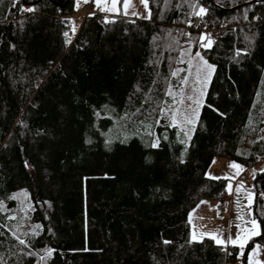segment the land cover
<instances>
[{"label": "trees", "instance_id": "obj_1", "mask_svg": "<svg viewBox=\"0 0 264 264\" xmlns=\"http://www.w3.org/2000/svg\"><path fill=\"white\" fill-rule=\"evenodd\" d=\"M75 3L0 0V264H83L84 224L103 264L234 259L235 247L192 240L189 214L225 196L227 180L207 175L215 157L264 159V0H198L202 17L197 0H148V19L79 5L70 37ZM198 50L215 71L188 139L162 110L180 87L172 72ZM254 190L261 236L249 247L264 245V172Z\"/></svg>", "mask_w": 264, "mask_h": 264}, {"label": "rangeland", "instance_id": "obj_2", "mask_svg": "<svg viewBox=\"0 0 264 264\" xmlns=\"http://www.w3.org/2000/svg\"><path fill=\"white\" fill-rule=\"evenodd\" d=\"M80 1L83 2V0H80ZM75 2H76L75 3L76 11L70 14L69 16H67V19L70 25V31H69L70 37H73L75 35V33L77 32L79 28L81 20H82V14L80 12L81 6H77V0H75ZM90 2H93V7L97 8L95 4V0H89L88 3ZM132 3L134 4L135 7L130 8L128 10L127 15L123 14L122 3L117 5V7L121 9V11L103 12L99 10V12L103 13L105 17L107 18L120 15V16L131 18V19H148L145 17L148 15L149 9L148 8L146 9L145 6L140 2V0H132ZM133 11L136 12L137 14L133 15L132 14ZM73 28H75V31H73ZM196 52H200V50ZM196 52H194L188 58L186 57V65L184 67L185 71H181L182 77L179 79L180 87L178 86L179 87V88L177 87L178 90L174 91V93H176L175 98L173 97L175 101L174 109L176 108L180 109V112L177 114L178 120L180 121L183 120V117L185 115L191 118H194L197 121L198 118L196 117L195 112L193 110L198 111V113L200 112L201 106L203 105V102H204V96H205V93H206V90H207V87L210 81L209 80L206 83V86L196 81V65L199 62L198 58L193 59V57H195ZM189 60H191V63H192L191 71H188L189 64L187 62ZM177 69H181V68H177ZM203 76L204 74L201 73V79H203ZM184 78L187 79L188 81L187 84L181 83L182 79ZM181 89H183L182 92H181ZM201 93H203V95H201ZM188 96H192L193 100H188L187 99ZM181 99L184 100V103L182 104L178 103V101ZM196 100L201 101V103L199 104L195 103L194 101ZM181 127L187 128L191 126L186 125V124H181L179 128L181 129ZM232 162L238 165H241L242 168L244 169L242 172H240L239 176H237L235 179L231 181L233 189H235L237 184L242 181L244 184V188L250 190L253 193V202H254L255 200L254 179L255 178L253 177V170H255V176H256V173L258 172H264L262 171L264 170V159L260 160L258 163L254 164L252 167L247 168L243 166L242 164L237 163L233 160H230L224 157H215L207 170V175L209 177H221V178L225 176H229V177L233 176L236 170L229 167V164ZM246 170H248L247 179L241 180L240 176ZM228 183L229 181L227 180L226 186ZM224 195H225L224 198L227 199V205H228L227 210H228V213L230 212V216H228V214L221 215L220 213L216 211V203H215L216 200L214 199L201 200V202L196 207H194V209L189 214L190 238L191 239H192V235L194 232L197 236L196 240H201L203 238L210 239V235H220L221 233H223V235L221 236L222 239L227 240L229 237L235 238L237 233L240 231V229L245 226L244 221H248L253 217L255 218L254 213H253V203H252L251 208H249L248 200H247V196L245 192H241L238 194L234 192L233 195H229L228 192L225 190ZM237 195H239L240 197L239 209L236 204ZM211 202H214V203L211 204ZM39 205L42 207L43 210L49 209V206L44 202L39 203ZM239 215L244 216V221H241L237 218ZM237 225H239L240 227H237ZM88 234H89L88 226L84 224V244L82 248L75 250V253L80 256V259L83 264H101L102 257L97 258V255H99V252L101 250L99 249L96 250V249L91 248L90 243H89ZM205 234H209V235H205ZM250 242L251 240L248 242V244L245 247L243 257L239 255L238 246H233L229 244L228 246H232L236 248L237 253L234 259H231L228 261L226 260L225 264H249L248 257L250 255L251 249L253 248L254 244L261 245L262 250L260 251L258 257L256 258L264 262V245L256 242L252 245V247H249ZM90 253L93 254V256L87 257L86 255ZM229 253L231 254V251Z\"/></svg>", "mask_w": 264, "mask_h": 264}, {"label": "snow or ice", "instance_id": "obj_3", "mask_svg": "<svg viewBox=\"0 0 264 264\" xmlns=\"http://www.w3.org/2000/svg\"><path fill=\"white\" fill-rule=\"evenodd\" d=\"M84 3H88L89 0H83ZM140 2L145 6V8H148V0H140ZM122 3V10H123V14L127 15L128 14V10L130 8H134V4L132 3V0H95V4L97 6V8H99L100 11L103 12H118L121 11L120 8L117 7L118 4ZM80 4V0H77V6H79ZM190 7L192 8V15L194 16H199L202 17L206 14L207 9H205L204 7L199 6L198 4V0L197 3H193L192 5H190ZM23 11H34V9L32 8H28V9H22ZM133 15H136L137 13L133 11L132 13ZM151 17V12H148V15L145 18H150ZM110 22V21H108ZM73 31H75V28H73ZM65 36H68V33L64 34ZM206 41V43L204 42ZM69 43H71V40H68ZM199 45L202 48H211L213 45V40L211 39V36L208 34H205L203 36H201L199 38ZM186 54V53H182ZM239 54V53H238ZM198 58V64L196 65V81L198 83L204 84L206 86V83L210 80L212 73L215 71V68L213 65L208 64V62L206 60H204L203 56H201L200 52H196L195 57H193V59H197ZM180 63H185L184 60H181ZM189 64V69L188 71H191L192 68V63L191 60H189L187 62ZM181 71H185L184 69H177L175 71L172 72V76H178V74ZM201 73L204 74L203 79H201ZM182 84H187L188 81L186 78L182 79L181 81ZM183 91V89H181V92ZM168 95L172 96L175 98L176 93L173 92V90L171 88H169L168 90ZM201 95H203V93H201ZM188 100H193L192 96H188L187 97ZM195 103H201V101L196 100L194 101ZM178 103H184V100L181 99L178 101ZM195 112L196 117L198 118V111L193 110ZM163 114L167 115L169 112H172V116H171V127H179L181 124H186L189 125L191 127H181V132L183 133V135L185 137H187L188 139L191 138V134L194 131V125L196 123V119L191 118L187 115H185L183 117V120L180 121L178 120V116L177 114L180 112L179 108L176 109H164L162 110ZM167 137H165L166 139ZM261 139H264V137H261ZM182 143L184 141H181ZM159 146V138H156L155 141L150 145V147H158ZM229 167L232 169H235L236 172L233 176L229 177V176H225L223 177V179H226L229 181V183L226 186V191L228 192L229 195H233V193H241V192H245L246 196H247V200H248V207L251 208L252 203H253V193L244 188V184L243 182H239L237 184V186L235 187V189H233L232 183L231 181L233 179H235L237 176H239L240 172H242L244 169L242 168L241 165H238L234 162L229 164ZM264 171V170H262ZM253 177L255 178V170H253ZM212 179H220V177H210ZM19 195L13 196V199H19ZM26 195V194H25ZM204 203V202H202ZM236 204L237 207L239 209L240 206V197L239 195H237L236 197ZM217 208H219L220 206L217 205ZM0 208H3V204L0 203ZM239 220L244 221V216L243 215H239L237 217ZM245 226L243 228L240 229V231L237 233L235 238L229 237L227 240L222 239L221 236L223 235V233H221L220 235H210V239H212L217 245H222L224 246V248L226 249L227 246L229 244L233 245V246H238L239 247V255L241 257L244 256V250L246 245L248 244V242L250 240H252L254 237H258L261 236V230H260V223L257 219H255L254 217L251 218L248 221H244ZM39 225L34 226L33 228V235H38V232L36 231L37 228H39ZM237 227H240L239 225H237ZM13 235H15V233H13ZM27 235V234H25ZM205 235H209V234H205ZM16 239L18 240V242L21 245H25L26 241L24 239H20L19 236H16ZM192 239L195 241L197 239V236L195 234V232L192 235ZM167 243V242H166ZM261 245L259 244H254L253 248L251 249L250 255L248 257L249 260V264H264V262L260 261L259 259H257L256 257H258L260 251H261ZM53 249H45L44 250V255L40 256V260L41 261H46L47 258L51 257L52 253H53ZM28 255H35V253L29 252Z\"/></svg>", "mask_w": 264, "mask_h": 264}, {"label": "built area", "instance_id": "obj_4", "mask_svg": "<svg viewBox=\"0 0 264 264\" xmlns=\"http://www.w3.org/2000/svg\"><path fill=\"white\" fill-rule=\"evenodd\" d=\"M82 7H83V12L84 13H89V12H92V11H95L97 10L98 8H95L93 7V3L90 2V3H82L80 1V4ZM199 28H201V25L198 26ZM208 33V35L211 36V39H215L219 34H222L224 32V30L222 28H219V29H210V30H207L206 31ZM247 174H248V171H245L241 174L240 176V179L241 180H245L247 179ZM219 205L220 207L217 208L216 207V211L218 213H220L221 215H224L226 213V201H225V198L224 196H220L218 199H217V203H216V206Z\"/></svg>", "mask_w": 264, "mask_h": 264}, {"label": "crops", "instance_id": "obj_5", "mask_svg": "<svg viewBox=\"0 0 264 264\" xmlns=\"http://www.w3.org/2000/svg\"><path fill=\"white\" fill-rule=\"evenodd\" d=\"M212 201H213V200H212ZM225 201H226V213H225L224 215L228 214V216H230V212L228 213V210H227L228 205H227V199H226V198H225ZM200 202H201V201H200ZM200 202H199V203H200ZM216 202H217V201H216ZM216 202H215V203H216ZM199 203H198V204H199ZM213 203H214V202H211V204H213ZM198 204H197V205H198ZM197 205H196V206H197Z\"/></svg>", "mask_w": 264, "mask_h": 264}]
</instances>
